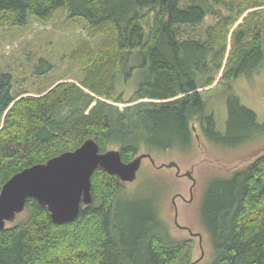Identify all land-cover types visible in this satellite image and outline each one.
<instances>
[{
    "label": "trees",
    "instance_id": "16d2710c",
    "mask_svg": "<svg viewBox=\"0 0 264 264\" xmlns=\"http://www.w3.org/2000/svg\"><path fill=\"white\" fill-rule=\"evenodd\" d=\"M210 3L231 15L227 28L210 30L201 41L188 28L214 14ZM62 9L106 38L88 53L80 85L60 83L45 95L26 96L15 93L12 75L0 74V193L15 174L88 139L101 152L118 148L127 163L142 149L191 148L195 115L217 143L238 145L264 130L232 95L226 132L218 131L200 92L221 72L229 82L263 67L264 0H0V26L24 27L32 17L49 22ZM241 18L228 54V33ZM141 70L145 80L133 95H117L118 76L130 82ZM123 185L118 176L96 170L93 202L61 225L29 199L25 219L0 229V264H191L193 240L172 239L152 200H118ZM202 220L216 252L212 264H264V154L211 182Z\"/></svg>",
    "mask_w": 264,
    "mask_h": 264
},
{
    "label": "rangeland",
    "instance_id": "374dc122",
    "mask_svg": "<svg viewBox=\"0 0 264 264\" xmlns=\"http://www.w3.org/2000/svg\"><path fill=\"white\" fill-rule=\"evenodd\" d=\"M187 2L188 0H184V3ZM212 6L215 7L214 14L209 15L195 29L188 28L201 41H207L210 30L227 28L225 22L231 15L229 9L224 5L216 7L210 3V7ZM258 9L261 8L250 11ZM149 16L152 19L153 14ZM246 16L247 13L244 17ZM242 22L243 18L228 33V54L234 46L231 34ZM144 26L146 32H149L150 26ZM105 38V35H96L84 19H70L63 9L49 22L32 17L24 27L0 26V74L12 75L15 93H24L26 96L45 95L60 83L80 85L85 79L83 71L89 61L88 53L100 50ZM144 77L142 70L130 82L118 76L116 94L129 99L138 83L145 80ZM200 92L206 115H214L218 131L226 132L229 117L227 101L232 95L239 96L241 103L257 115L258 123L264 125V64L258 72L242 75L229 82L224 80L221 72L216 76L213 86L201 89ZM119 107L124 109L126 105L120 104ZM190 124L194 137L191 148L152 151L142 149L139 154H151L156 166L149 159H145L138 179L123 185L118 200L126 199L130 204L152 200L172 239L193 240L191 264H212L216 252L202 220L207 189L213 180L232 176L264 154V130L248 141L233 145L238 142L225 144L209 140L199 115L193 116ZM172 162L179 165L181 176L177 175L175 168H159ZM188 172L195 179L194 186V181L184 176ZM192 186V201L186 203L181 197L191 199ZM173 199L179 211L180 223L187 226L194 235L175 223ZM26 215L27 211L19 214L15 222L25 219Z\"/></svg>",
    "mask_w": 264,
    "mask_h": 264
},
{
    "label": "water",
    "instance_id": "95a60500",
    "mask_svg": "<svg viewBox=\"0 0 264 264\" xmlns=\"http://www.w3.org/2000/svg\"><path fill=\"white\" fill-rule=\"evenodd\" d=\"M145 159L156 166L151 154H139L126 163L120 150L101 152L98 142L88 139L74 151L24 169L11 177L1 190L0 229L7 228L26 211L29 199H35L41 207L47 208L55 224L74 222L82 207L93 202L92 176L96 170L103 169L110 175H116L124 184L132 183L138 179ZM163 167L175 168L177 175L181 176L180 167L175 162L159 168ZM184 176L195 184L191 172Z\"/></svg>",
    "mask_w": 264,
    "mask_h": 264
},
{
    "label": "flooded vegetation",
    "instance_id": "af4514ba",
    "mask_svg": "<svg viewBox=\"0 0 264 264\" xmlns=\"http://www.w3.org/2000/svg\"><path fill=\"white\" fill-rule=\"evenodd\" d=\"M192 180V179H191ZM193 186H194V182H193ZM193 186L191 187V189H190V192H191V199H187L186 197L185 198H183V197H181V199L184 201V202H186V203H190L191 201H192V195H193ZM173 204H174V206H175V208H174V218H175V223L178 225V227H180V228H182V229H185V230H188L189 232H190V229L187 227V226H185V225H183L182 223H180V218H179V211H178V209H177V207H176V204H175V201H174V199H173ZM191 233V232H190ZM192 235H194L193 233H191Z\"/></svg>",
    "mask_w": 264,
    "mask_h": 264
}]
</instances>
